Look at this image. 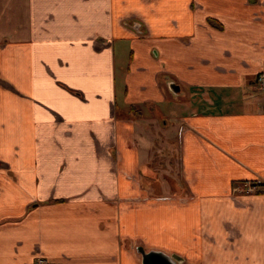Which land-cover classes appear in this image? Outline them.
I'll list each match as a JSON object with an SVG mask.
<instances>
[{"label":"crops","instance_id":"obj_1","mask_svg":"<svg viewBox=\"0 0 264 264\" xmlns=\"http://www.w3.org/2000/svg\"><path fill=\"white\" fill-rule=\"evenodd\" d=\"M261 72L264 0H0V264H264V193L237 183L264 184ZM154 110L176 196L141 186Z\"/></svg>","mask_w":264,"mask_h":264},{"label":"rangeland","instance_id":"obj_2","mask_svg":"<svg viewBox=\"0 0 264 264\" xmlns=\"http://www.w3.org/2000/svg\"><path fill=\"white\" fill-rule=\"evenodd\" d=\"M149 45L151 47V55L153 61H148V58H146L143 55L138 56V60L136 62V68L141 67L142 71L145 72V77L143 79H138L137 86L142 85L144 86L145 83L149 82L150 75L153 71L158 72L157 68V62H161V54H162V42H149ZM140 48V46H137ZM141 49V48H140ZM130 49L128 47H123L122 49H118L116 52L117 57V70L121 78V83L118 85V91L120 92V89H124V82L123 77L127 73L126 72V66L131 64L132 62H128L127 56ZM158 55H157V54ZM126 55V58L124 56ZM133 61V60H132ZM160 79L162 76L159 74L158 76ZM166 97L168 98L167 94ZM120 101L122 100V95L119 97ZM183 100V99H182ZM148 105V104H145ZM143 109L145 106L142 104ZM162 109V108H160ZM145 110V109H144ZM155 115L156 120L154 121L155 129H154V148L153 154L150 156L149 161L147 163V174L148 179L147 182L141 183V186L144 184L150 186L154 193H160L162 190L164 192H171V194H174L176 196L177 194V185L180 178V171L178 168V157L176 154V144L173 142L174 139H163L162 133L160 131V125L163 121V117L155 112V110L152 113ZM172 141L169 143V141ZM169 143L167 145V152L166 149L162 147L163 142ZM156 145L158 147H161V150L156 149ZM175 146V147H174ZM156 147V148H155ZM173 151V153H170L169 151Z\"/></svg>","mask_w":264,"mask_h":264},{"label":"water","instance_id":"obj_3","mask_svg":"<svg viewBox=\"0 0 264 264\" xmlns=\"http://www.w3.org/2000/svg\"><path fill=\"white\" fill-rule=\"evenodd\" d=\"M137 251L141 255L142 264H182L181 258L175 254L169 256L160 251L146 252L141 246L137 247Z\"/></svg>","mask_w":264,"mask_h":264},{"label":"built area","instance_id":"obj_4","mask_svg":"<svg viewBox=\"0 0 264 264\" xmlns=\"http://www.w3.org/2000/svg\"><path fill=\"white\" fill-rule=\"evenodd\" d=\"M256 88L259 90L264 91V72H261L256 79V84H255ZM34 264H50L49 262H47L45 259L39 258L35 261Z\"/></svg>","mask_w":264,"mask_h":264},{"label":"trees","instance_id":"obj_5","mask_svg":"<svg viewBox=\"0 0 264 264\" xmlns=\"http://www.w3.org/2000/svg\"><path fill=\"white\" fill-rule=\"evenodd\" d=\"M260 74V73H259ZM259 74H257L256 75V77H255V79L253 80V84H256V79H257V76L259 75ZM249 183V185L248 186H251V187H255L257 190V193H264V184H262V183H258V182H255V181H240V182H237V183H239V184H241V183ZM258 187H262L261 189L259 188L258 189Z\"/></svg>","mask_w":264,"mask_h":264},{"label":"flooded vegetation","instance_id":"obj_6","mask_svg":"<svg viewBox=\"0 0 264 264\" xmlns=\"http://www.w3.org/2000/svg\"><path fill=\"white\" fill-rule=\"evenodd\" d=\"M137 22H133V26H134V28L136 29L137 28V24H136ZM132 24V23H131ZM138 30V29H137ZM173 88H175L174 86H173Z\"/></svg>","mask_w":264,"mask_h":264}]
</instances>
